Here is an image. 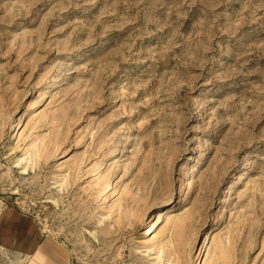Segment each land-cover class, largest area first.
<instances>
[{
    "label": "rangeland",
    "instance_id": "1",
    "mask_svg": "<svg viewBox=\"0 0 264 264\" xmlns=\"http://www.w3.org/2000/svg\"><path fill=\"white\" fill-rule=\"evenodd\" d=\"M156 256L264 264V0H0V264Z\"/></svg>",
    "mask_w": 264,
    "mask_h": 264
},
{
    "label": "bare ground",
    "instance_id": "2",
    "mask_svg": "<svg viewBox=\"0 0 264 264\" xmlns=\"http://www.w3.org/2000/svg\"><path fill=\"white\" fill-rule=\"evenodd\" d=\"M24 120H25V116L23 115V114H21V115H19V118L17 119V122H16V125L14 126V130H13V132H12V136H11V138H10V140H14L15 138H17V131L16 130H18L20 127H21V125L23 124V122H24ZM166 214V213H165ZM164 215V212L163 213H161V211H159V213L157 214V216H156V220L154 221V223L150 226V228H149V232L147 233V234H145L144 236H148V235H150L151 236V238L150 239H152V238H154V234H155V230L157 229V226H158V220L162 217ZM169 215V214H168ZM180 220H178L177 221V225H179L180 224V222H179ZM182 223V222H181ZM176 225V223L174 224V227H176L175 226ZM180 226L181 225H179V228H180ZM177 229V228H176ZM206 239V238H205ZM205 242V247L207 246V243H208V241H204ZM151 246V245H150ZM153 247V246H152ZM218 249V248H217ZM219 249H221V248H219ZM161 250V248H159V251ZM25 255H28L27 253L25 254ZM157 261H158V256H156V258L154 259V261H152V264H155V263H157ZM14 264V263H13Z\"/></svg>",
    "mask_w": 264,
    "mask_h": 264
},
{
    "label": "crops",
    "instance_id": "3",
    "mask_svg": "<svg viewBox=\"0 0 264 264\" xmlns=\"http://www.w3.org/2000/svg\"><path fill=\"white\" fill-rule=\"evenodd\" d=\"M38 260H40V259H38ZM38 260H37V261H38Z\"/></svg>",
    "mask_w": 264,
    "mask_h": 264
}]
</instances>
